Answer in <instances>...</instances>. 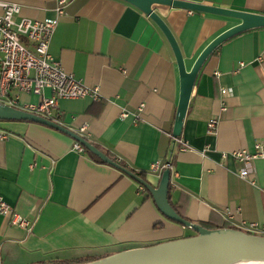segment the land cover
I'll use <instances>...</instances> for the list:
<instances>
[{
    "label": "crops",
    "instance_id": "0c3cea01",
    "mask_svg": "<svg viewBox=\"0 0 264 264\" xmlns=\"http://www.w3.org/2000/svg\"><path fill=\"white\" fill-rule=\"evenodd\" d=\"M60 1L0 0L41 22L56 18ZM180 1L264 15V0ZM153 10L175 36L188 71L217 36L240 23L163 5ZM65 13L50 53L100 97L61 101L55 121L83 133L153 187L160 178L150 167L170 162L169 198L185 204L192 223L208 221L214 212L235 228L248 223L264 229V160L242 164L232 156L264 143V28L229 39L207 59L176 140L180 75L159 27L122 0H67ZM50 96L22 95V102ZM212 119H218L214 131ZM75 144L36 123L0 122V201L32 222L27 231L12 224V215L0 214V264L95 263L186 237L189 229L166 219L136 181Z\"/></svg>",
    "mask_w": 264,
    "mask_h": 264
},
{
    "label": "water",
    "instance_id": "95a60500",
    "mask_svg": "<svg viewBox=\"0 0 264 264\" xmlns=\"http://www.w3.org/2000/svg\"><path fill=\"white\" fill-rule=\"evenodd\" d=\"M147 15L162 31L175 55L180 75V100L173 128L174 139L182 134L190 98L197 76L207 59L229 39L255 29L264 28V15L238 12L204 4L180 0H122ZM154 5H163L190 12L203 13L235 19L240 23L217 36L199 55L190 71L186 68L180 46L164 20L153 10ZM0 122H31L57 130L81 144L103 163L108 164L130 177L147 191L158 210L169 221L193 231L194 236L174 240L150 247L127 250L109 256L92 264H210L236 256H257L264 258V236L251 235L237 229L207 230L200 224L180 217L170 204L169 192L172 172L165 170L159 186L153 187L146 179L129 169L121 167L107 155L86 140L85 137L49 119L0 105Z\"/></svg>",
    "mask_w": 264,
    "mask_h": 264
},
{
    "label": "built area",
    "instance_id": "2783aa9c",
    "mask_svg": "<svg viewBox=\"0 0 264 264\" xmlns=\"http://www.w3.org/2000/svg\"><path fill=\"white\" fill-rule=\"evenodd\" d=\"M66 3L67 0L59 2L56 18L41 22L24 17L18 4L0 2V105L57 122L54 113L61 101H98V89L85 87L74 76L67 74L50 53L52 36L60 19L66 15ZM46 91L51 96L43 97L39 103L22 102V95L41 96ZM122 117H128L127 113H123ZM217 125L218 119H212L208 127L214 131ZM80 135L84 137L83 133ZM74 148L85 152V148L77 142ZM232 156L242 164L264 160V143L258 142L253 150H239ZM165 170L172 172L170 162H156L150 167V173L159 178ZM240 175L244 179L247 176L244 171ZM252 184L255 185L254 182ZM261 190L264 194V180ZM140 191L145 192V189L140 186ZM12 213V209L0 201V214ZM225 216L227 221L233 219L229 210H226ZM12 217L14 226L30 230L32 222L29 219L16 214ZM238 230L248 234H264V229L257 224L243 223Z\"/></svg>",
    "mask_w": 264,
    "mask_h": 264
},
{
    "label": "trees",
    "instance_id": "16d2710c",
    "mask_svg": "<svg viewBox=\"0 0 264 264\" xmlns=\"http://www.w3.org/2000/svg\"><path fill=\"white\" fill-rule=\"evenodd\" d=\"M95 160H97L98 162L102 163V164H105L103 163L99 158H97L96 156H94L93 154H91L90 152H88ZM105 155H107L112 161L118 163L121 167L125 168V169H128L122 162H118L117 160L113 159L108 153H105L103 152ZM130 170V169H129ZM133 171L134 173H136L134 170H131ZM140 177L144 178V175L142 173L138 174ZM147 192V191H146ZM148 193V192H147ZM149 197H151V195L148 193ZM170 200V204L171 206L173 207V209L176 211V213L182 217L184 220H187V221H190L188 219V217L186 216V213H185V204H183L181 202V200H179V202L177 204H172L171 203V199L169 198ZM191 222V221H190ZM200 225L204 228V229H207V230H222V229H237L238 228H235L227 223H225L219 215H217L216 213H211L210 215V219L208 221H205V222H200ZM251 234V233H250ZM251 235H255V234H251ZM261 236H264V235H261ZM187 237H191V236H186L185 238ZM44 264H92V261H90L89 259H83V260H80V261H77L75 263H62V262H52V261H49V262H46Z\"/></svg>",
    "mask_w": 264,
    "mask_h": 264
},
{
    "label": "bare ground",
    "instance_id": "6f19581e",
    "mask_svg": "<svg viewBox=\"0 0 264 264\" xmlns=\"http://www.w3.org/2000/svg\"><path fill=\"white\" fill-rule=\"evenodd\" d=\"M210 264H264V258L244 255L222 259Z\"/></svg>",
    "mask_w": 264,
    "mask_h": 264
},
{
    "label": "rangeland",
    "instance_id": "374dc122",
    "mask_svg": "<svg viewBox=\"0 0 264 264\" xmlns=\"http://www.w3.org/2000/svg\"><path fill=\"white\" fill-rule=\"evenodd\" d=\"M195 233L191 230H188L187 233H186V236H194Z\"/></svg>",
    "mask_w": 264,
    "mask_h": 264
}]
</instances>
